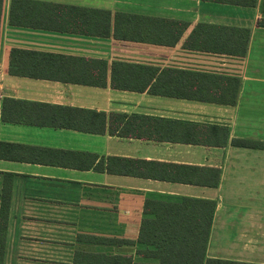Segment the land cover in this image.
I'll use <instances>...</instances> for the list:
<instances>
[{"label":"crops","instance_id":"obj_1","mask_svg":"<svg viewBox=\"0 0 264 264\" xmlns=\"http://www.w3.org/2000/svg\"><path fill=\"white\" fill-rule=\"evenodd\" d=\"M37 3L87 10L61 17L88 31V10L109 12V35L9 23L13 4L26 19L41 16ZM117 13L143 18L116 21ZM146 17L176 25L158 28ZM115 30L136 37L117 39ZM12 49L84 58L20 68L104 85L11 75ZM115 61L136 74L116 81L145 89H114ZM142 66L156 74L150 79ZM233 97V105L203 100ZM5 98L102 113L104 131L5 122ZM112 114L126 117L110 121ZM208 127H226L227 144L198 142L213 141ZM232 139L264 142V0H2L0 210L8 216L0 264H73L81 247L135 261L134 245H86L77 236L135 242L146 199L183 197L215 203L205 264H264V150L233 147ZM108 158L129 160L109 167L130 173L109 172Z\"/></svg>","mask_w":264,"mask_h":264},{"label":"trees","instance_id":"obj_2","mask_svg":"<svg viewBox=\"0 0 264 264\" xmlns=\"http://www.w3.org/2000/svg\"><path fill=\"white\" fill-rule=\"evenodd\" d=\"M222 3H229L242 6H254L256 0H209ZM2 0H0L1 11ZM23 4H20L22 7ZM37 14L40 17L34 18H18L14 16V4L10 13L9 23L19 26H28L38 29H49L64 32H78L85 35H94L99 37H107L109 32L105 25L109 23V12L88 10L91 17L90 26L94 30L78 28L73 26L74 20L71 18H63L62 14L70 16V13L85 12L80 8L71 6H61L56 4H35ZM34 7H32L33 9ZM116 21L131 20L132 18H143L135 15L117 13ZM71 17V16H70ZM145 20L156 27H171L176 25L174 21L146 17ZM85 19V24H87ZM140 21H134L138 23ZM114 37L117 39H134L136 35L125 32L114 31ZM140 37V36H139ZM142 38V37H140ZM86 61L84 58L57 55L51 53H43L36 51H28L21 49H12L10 53V69L11 75H27L31 77H41L47 79H62L72 83L92 86H103L104 83L97 79H69L68 77H59L55 75L40 74L36 71H25L21 69L22 64L44 63V64H67L69 62ZM96 64L105 67L102 61L95 60ZM134 65L115 61L112 64V80L111 86L119 90L141 91L145 87H134L130 81H116V74L120 73L125 77L130 74L136 75L130 68ZM143 67V66H142ZM32 68H34L32 66ZM24 70V71H23ZM133 70V69H132ZM143 74H147L151 79L156 73L153 69L142 68ZM168 70H162L160 74L166 75ZM139 72L137 73V75ZM206 101H215L227 105L235 103V97L231 99L205 98ZM39 108V109H36ZM33 114H37L33 116ZM126 116L120 114H112L111 120L122 121ZM105 115L92 111L79 109H69L64 107L49 106L43 104H31L18 102L5 98L2 105V120L9 123L39 125L49 127L72 128L83 132L102 133L104 131ZM216 126V125H213ZM217 134V135H216ZM208 135L213 136V141L200 143H208L209 145L225 146L228 142L229 130L226 127L215 128L208 127ZM216 137V138H215ZM230 145L233 147L264 150V142L253 141L247 139H232ZM111 161H129L119 158L107 159V170L113 173H128L125 169H110ZM103 161L96 166L97 170H103ZM194 169V168H190ZM130 173V172H129ZM194 175V172H191ZM194 182L193 180H191ZM216 185V183H214ZM215 210V203L210 200L183 197L176 201L164 199H146L143 209V218L139 227V234L135 242L129 240H120L114 238H104L91 235H78L77 243L95 244L107 246L134 245L136 246L135 254L139 257L135 261L131 257H122L120 255L104 254L89 252L86 248H77L75 251L73 264H205L207 262L205 251L210 233L211 222ZM8 210H0V262L2 259L3 240L6 231Z\"/></svg>","mask_w":264,"mask_h":264}]
</instances>
